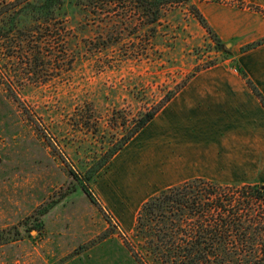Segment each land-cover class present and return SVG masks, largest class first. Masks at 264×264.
I'll use <instances>...</instances> for the list:
<instances>
[{
	"label": "rangeland",
	"instance_id": "obj_1",
	"mask_svg": "<svg viewBox=\"0 0 264 264\" xmlns=\"http://www.w3.org/2000/svg\"><path fill=\"white\" fill-rule=\"evenodd\" d=\"M23 1L0 0V229L47 214L43 230L0 246V264H138L128 247L141 249L133 234L142 205L162 190L191 181L179 182L188 167L167 169L161 156L171 158L173 151H160L158 125H176L177 146L187 148L179 117L194 80L235 73L249 90L239 57L260 46L247 49L251 44L239 47V38L220 39L230 55L215 50L196 13L210 26L205 16L210 9L225 15L264 11L242 0L171 3L163 6L158 37L150 39L152 26L111 24L96 14L98 7L79 0H54L53 11L39 13L23 8ZM34 44L44 49L42 63L30 54ZM198 68L202 71L195 73ZM178 88L144 129V139L139 133L97 174L91 196L72 192L69 171L89 158L86 143H98L73 125L79 107L92 103L106 123L115 107L139 109ZM174 134L164 140L170 148L176 145ZM210 147L208 139L193 137L196 155ZM227 179L212 180L226 186L264 185L263 175Z\"/></svg>",
	"mask_w": 264,
	"mask_h": 264
},
{
	"label": "trees",
	"instance_id": "obj_2",
	"mask_svg": "<svg viewBox=\"0 0 264 264\" xmlns=\"http://www.w3.org/2000/svg\"><path fill=\"white\" fill-rule=\"evenodd\" d=\"M79 1L98 7L96 14L104 19L108 18L111 24L120 21L125 24L137 22L143 27L144 24L152 26L149 29L150 39L158 37L157 25L161 22L163 6L188 2V0ZM23 2H26L23 8H32L38 13L53 11L54 0H42L44 4L40 6L38 4L42 3H30V0ZM196 17L208 31L214 43L213 48L226 53L225 44L199 11ZM119 42L120 39L117 43ZM263 43L264 39L246 48L252 49ZM30 46V54L34 53L42 63L46 56L44 49L36 44ZM136 52L133 49L131 54ZM143 53H147V49ZM227 54L229 56L230 52ZM66 56L67 61L72 63L70 55ZM239 70L264 107L263 94L247 74L241 68ZM200 71L202 69L198 68L195 73ZM178 91L179 88L171 91L155 104L149 102L145 106V103H141L143 106L139 109L115 107L108 115L106 123L92 103L79 107L77 111L79 116L78 118L74 116L73 125H80L79 130L84 134H90L98 143L90 144L88 141L84 152L89 154V158L79 163L77 169L69 171L74 184L72 192L82 190L91 196V185L97 174L155 120ZM134 98L139 97L136 95ZM263 186L257 184L226 186L198 178L162 190L146 201L138 213L133 235L141 249L136 251L134 246L128 247L133 258L138 264H264ZM41 213L42 215L36 218L27 217L20 226L0 229V246L8 243V240H18L16 238L18 236L21 238L24 233L28 235L34 230H43L46 223L44 216L47 212Z\"/></svg>",
	"mask_w": 264,
	"mask_h": 264
},
{
	"label": "crops",
	"instance_id": "obj_3",
	"mask_svg": "<svg viewBox=\"0 0 264 264\" xmlns=\"http://www.w3.org/2000/svg\"><path fill=\"white\" fill-rule=\"evenodd\" d=\"M242 1L264 11V0ZM248 11L238 10L235 15H225L219 11L214 14L210 9L205 16L222 41L239 38V47H242L264 39V15ZM239 60L264 96V43L240 55ZM238 76L235 73L202 74L194 80V89L189 90V98L183 101L185 109L181 113L184 116L179 117L185 124L182 126L186 129L187 148L177 146L176 125H158L157 140L163 147L160 151H173L171 158L165 154L161 156L169 164L167 169L176 171L188 167L189 174L179 182L198 178L228 181L231 179L227 178L234 176H264V107ZM186 93L185 90L183 96H187ZM173 134L176 145L170 148L164 140ZM140 136L144 139V129ZM193 137L208 139L211 147L196 155L197 151L192 149ZM214 169L220 178H214Z\"/></svg>",
	"mask_w": 264,
	"mask_h": 264
},
{
	"label": "water",
	"instance_id": "obj_4",
	"mask_svg": "<svg viewBox=\"0 0 264 264\" xmlns=\"http://www.w3.org/2000/svg\"><path fill=\"white\" fill-rule=\"evenodd\" d=\"M264 188V187H263Z\"/></svg>",
	"mask_w": 264,
	"mask_h": 264
}]
</instances>
